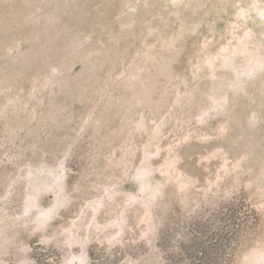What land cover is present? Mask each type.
Instances as JSON below:
<instances>
[{
  "label": "rangeland",
  "instance_id": "374dc122",
  "mask_svg": "<svg viewBox=\"0 0 264 264\" xmlns=\"http://www.w3.org/2000/svg\"><path fill=\"white\" fill-rule=\"evenodd\" d=\"M235 209L264 264V0H0V264H201Z\"/></svg>",
  "mask_w": 264,
  "mask_h": 264
},
{
  "label": "trees",
  "instance_id": "16d2710c",
  "mask_svg": "<svg viewBox=\"0 0 264 264\" xmlns=\"http://www.w3.org/2000/svg\"><path fill=\"white\" fill-rule=\"evenodd\" d=\"M240 212L235 209L233 214H226L223 220L221 218L219 223L216 222V225L214 224V230L221 229V233H223V235L219 234L221 239L220 243H218L217 240L209 241L207 246L206 243H203V245L199 244V246L196 247L197 249H188L186 253L192 257H200L201 259H199V261L203 260L201 264H230L232 243L236 241L235 239H238L236 238L237 233H240L249 221V213L244 211V214H241ZM217 225H219L218 228H215ZM201 247L202 249H199Z\"/></svg>",
  "mask_w": 264,
  "mask_h": 264
}]
</instances>
